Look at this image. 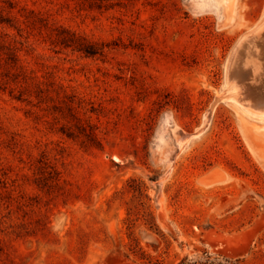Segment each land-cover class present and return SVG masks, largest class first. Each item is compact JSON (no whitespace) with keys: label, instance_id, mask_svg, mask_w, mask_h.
<instances>
[{"label":"rangeland","instance_id":"374dc122","mask_svg":"<svg viewBox=\"0 0 264 264\" xmlns=\"http://www.w3.org/2000/svg\"><path fill=\"white\" fill-rule=\"evenodd\" d=\"M8 2L110 49L56 52L46 31L18 44L53 101L0 90V264H264V119L245 110L256 81H230L264 35V0H0L13 17ZM244 233L238 258L209 239Z\"/></svg>","mask_w":264,"mask_h":264},{"label":"trees","instance_id":"16d2710c","mask_svg":"<svg viewBox=\"0 0 264 264\" xmlns=\"http://www.w3.org/2000/svg\"><path fill=\"white\" fill-rule=\"evenodd\" d=\"M60 1H63V4L67 7L73 5L79 12H92L95 10L105 12L117 7L122 8L131 0ZM4 9L13 14V17L0 14V28L8 31L14 30L21 38L24 34H27L26 41L18 42L17 40L9 41L10 35L8 32L0 33V90L8 91L10 96L18 101L28 104H34L35 102L34 106L37 107L53 101L50 90L45 89L43 84L36 81L21 65L19 56L21 49L18 44L24 47L33 32L42 34L46 31L48 42L56 52L71 51L87 58H105L107 49H110V44L89 39L63 25L50 26L48 20L43 16L34 11H28L26 8L19 9L11 2ZM53 108L55 111L62 112V107L58 104L54 105ZM68 108L70 112L73 111L71 105ZM63 134H66L69 138L74 137L73 132H63ZM87 137L91 138L93 134H89ZM179 264H232V262L226 258L215 257L208 252H203L198 257H185Z\"/></svg>","mask_w":264,"mask_h":264},{"label":"bare ground","instance_id":"6f19581e","mask_svg":"<svg viewBox=\"0 0 264 264\" xmlns=\"http://www.w3.org/2000/svg\"><path fill=\"white\" fill-rule=\"evenodd\" d=\"M262 24V23H261ZM264 26V25H263ZM256 29V28H255ZM252 34V33H251ZM249 34H247V36H248ZM249 36H252V35H249ZM256 36V35H255ZM252 38V37H251ZM249 39V37L247 38V40ZM245 40V42L244 43H246V39H244ZM241 42V44H242V41H240ZM252 42V41H251ZM251 42H249V43H251ZM255 42V41H254ZM258 42V41H257ZM256 42V43H257ZM238 44V43H237ZM239 45V44H238ZM237 46V45H236ZM254 46V45H253ZM239 48H240V45L238 46ZM243 47V46H242ZM245 47V46H244ZM242 49V48H241ZM244 49V48H243ZM247 50V49H246ZM245 50V51H246ZM238 51V50H237ZM238 53V55H239V53H241V51L240 52H237ZM245 52H242L241 54H240V59H239V61H238V63H237V65L235 64V63H233V64H235L237 67H233L235 70H233V68H232V72H231V75H233V77H232V80H230L231 82L232 81H235V79H233L234 77H236V78H239V79H241V78H245V79H254L256 82H255V84H254V87H255V89H254V91H253V93L252 94H249L248 95V97L246 98V100H245V103H243V104H245L247 107H245V110L248 112V113H250V114H252V115H256V116H258V117H261L262 119H264V35H263V37H262V39L260 40V42H259V44L257 43V45L254 47V48H252V51H251V57L249 58V59H247V57H245L246 58V60L247 61H245V58H244V54ZM236 54V53H235ZM246 55H248V54H246ZM237 56V55H236ZM238 58V57H237ZM248 62V63H247ZM249 64V66H250V68H249V70L248 71H246V68H248L247 67V65ZM234 65V66H235ZM229 66H231V64L229 65ZM231 68V67H230ZM230 70V69H229ZM230 75V74H229ZM230 79H231V77H230ZM237 80V79H236ZM242 80H244V79H242ZM230 81H228L229 83H230ZM233 83V82H232ZM231 83V84H232ZM231 84H229L230 85V89L227 91L226 90V92L225 93H232V95L231 96H229L230 97V99L231 98H237V96L235 97V94H233V92L235 91V86L234 85H231ZM239 84V83H238ZM246 85H247V83H246ZM239 87V86H238ZM247 87V86H246ZM248 88V87H247ZM250 89V88H249ZM248 92V91H247ZM251 92V91H250ZM235 93V92H234ZM240 93V92H239ZM243 95V94H242ZM241 95V96H242ZM228 96V95H227ZM245 97V96H244ZM222 98V97H221ZM225 98V97H224ZM228 98V97H227ZM241 98V97H240ZM223 99V98H222ZM244 99V98H243ZM241 100V99H240ZM232 101H235L236 103H238V104H240V105H242V103H240L241 101H238V100H233L232 99ZM243 102V101H242ZM242 107H244L243 105H242ZM198 131H200V130H198ZM184 133V132H183ZM186 133V132H185ZM196 133V132H195ZM186 135H189V134H186ZM185 136V135H184ZM186 137V136H185ZM186 138H188V137H186ZM186 138L184 139V140H186ZM187 141V140H186ZM242 234H239V235H235V236H231V237H227V238H235V237H237V236H241ZM232 246V244H230V243H226V244H224V243H221V244H219L218 245V247H216V248H218V249H220V248H223V249H226L225 251H227V249L229 248V247H231ZM232 254V253H231Z\"/></svg>","mask_w":264,"mask_h":264},{"label":"water","instance_id":"95a60500","mask_svg":"<svg viewBox=\"0 0 264 264\" xmlns=\"http://www.w3.org/2000/svg\"><path fill=\"white\" fill-rule=\"evenodd\" d=\"M217 246L221 243H230L231 247L227 249L226 252H231L233 257H241L247 254L246 243L249 239V233H244L241 236H237L235 238H224L221 235L216 236V238L209 237Z\"/></svg>","mask_w":264,"mask_h":264}]
</instances>
